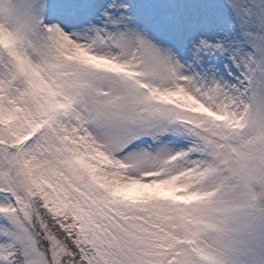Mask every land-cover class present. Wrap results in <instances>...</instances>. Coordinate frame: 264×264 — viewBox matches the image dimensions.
<instances>
[{
	"label": "snow or ice",
	"instance_id": "obj_1",
	"mask_svg": "<svg viewBox=\"0 0 264 264\" xmlns=\"http://www.w3.org/2000/svg\"><path fill=\"white\" fill-rule=\"evenodd\" d=\"M0 264H264V0H0Z\"/></svg>",
	"mask_w": 264,
	"mask_h": 264
}]
</instances>
